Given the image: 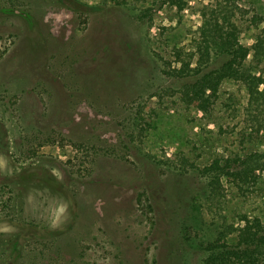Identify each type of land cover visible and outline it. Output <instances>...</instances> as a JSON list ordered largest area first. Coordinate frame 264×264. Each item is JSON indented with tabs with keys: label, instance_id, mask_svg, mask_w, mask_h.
Segmentation results:
<instances>
[{
	"label": "rangeland",
	"instance_id": "374dc122",
	"mask_svg": "<svg viewBox=\"0 0 264 264\" xmlns=\"http://www.w3.org/2000/svg\"><path fill=\"white\" fill-rule=\"evenodd\" d=\"M150 2L0 0V264H199L194 216L204 231L264 220V173L210 199L197 174L264 145L242 123L244 87L225 83L205 115L163 73L208 1L139 19Z\"/></svg>",
	"mask_w": 264,
	"mask_h": 264
},
{
	"label": "trees",
	"instance_id": "16d2710c",
	"mask_svg": "<svg viewBox=\"0 0 264 264\" xmlns=\"http://www.w3.org/2000/svg\"><path fill=\"white\" fill-rule=\"evenodd\" d=\"M124 1L107 0V3L119 7ZM187 1L151 0L138 18L151 20L153 13L165 8L183 12ZM207 1L201 2L202 24L193 42L188 49L178 45L172 49L177 66L171 65L163 73L180 82L178 91L185 105L205 115L214 110L225 83H239L247 96L242 123L253 131L248 136L254 133L264 138V13L241 6L239 0ZM246 26L256 31L252 45L241 41ZM150 126L145 123L141 132ZM263 173L264 145L217 158L197 172L202 191H209V199L224 185H232L238 191L253 190ZM195 221L193 226L185 225L183 232L184 240L199 252V264H264L262 218L242 215L237 227L222 219L219 227L211 224L213 227L207 231L202 229L206 225L202 218L199 221L194 216Z\"/></svg>",
	"mask_w": 264,
	"mask_h": 264
}]
</instances>
